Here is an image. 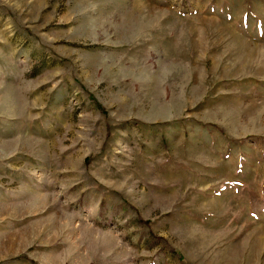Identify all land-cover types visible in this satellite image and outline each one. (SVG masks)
I'll return each instance as SVG.
<instances>
[{
  "label": "rangeland",
  "instance_id": "1",
  "mask_svg": "<svg viewBox=\"0 0 264 264\" xmlns=\"http://www.w3.org/2000/svg\"><path fill=\"white\" fill-rule=\"evenodd\" d=\"M0 264H264V0H0Z\"/></svg>",
  "mask_w": 264,
  "mask_h": 264
}]
</instances>
